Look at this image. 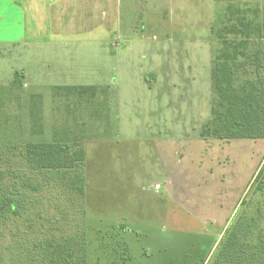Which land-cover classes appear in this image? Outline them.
Listing matches in <instances>:
<instances>
[{"label":"rangeland","instance_id":"rangeland-1","mask_svg":"<svg viewBox=\"0 0 264 264\" xmlns=\"http://www.w3.org/2000/svg\"><path fill=\"white\" fill-rule=\"evenodd\" d=\"M21 6L0 0V169L24 170L28 143L81 144L85 222L67 183L21 190L0 264H46L47 238L72 264H206L246 196L243 225L264 231V139L201 135L213 54L242 40L232 26L264 39V0Z\"/></svg>","mask_w":264,"mask_h":264},{"label":"trees","instance_id":"trees-1","mask_svg":"<svg viewBox=\"0 0 264 264\" xmlns=\"http://www.w3.org/2000/svg\"><path fill=\"white\" fill-rule=\"evenodd\" d=\"M255 30L250 24L228 28V34L242 36V40L238 43L224 42L222 49L213 54L210 70L212 105L210 119L201 131L203 137L226 142L232 139H264V39ZM22 154L26 164L24 170L0 169V224L10 213L12 217L20 216L19 205L13 196L21 195V190L37 194L45 191L47 186L56 190L58 184L67 183V196L81 208L78 227L82 226L85 222L82 145L57 141L28 143ZM72 172L74 176L79 175L71 181ZM34 176L41 179L33 181L31 177ZM262 176L263 167L254 182ZM8 183L14 189L11 194L7 191ZM252 203L246 196L206 264H264V231L251 230L243 225L247 220L256 222L258 219L259 214L256 217L246 215L247 207ZM45 226L44 223H36L34 228ZM43 242L40 244L44 249L42 260L46 264H62L63 261L72 264L67 259L71 253L61 250V242L52 238Z\"/></svg>","mask_w":264,"mask_h":264},{"label":"crops","instance_id":"crops-1","mask_svg":"<svg viewBox=\"0 0 264 264\" xmlns=\"http://www.w3.org/2000/svg\"><path fill=\"white\" fill-rule=\"evenodd\" d=\"M11 3H13V4H18L19 6H21V2L23 3V9H21V16H23V18H25V16H26V14H27V9H29L28 8V6H30V5H32V2H34V3H37V1L38 0H9ZM21 8H22V6H21ZM237 37H239V38H241L242 39V36H237Z\"/></svg>","mask_w":264,"mask_h":264},{"label":"built area","instance_id":"built-area-1","mask_svg":"<svg viewBox=\"0 0 264 264\" xmlns=\"http://www.w3.org/2000/svg\"><path fill=\"white\" fill-rule=\"evenodd\" d=\"M155 189H159V186H158V185H156V186H155Z\"/></svg>","mask_w":264,"mask_h":264}]
</instances>
